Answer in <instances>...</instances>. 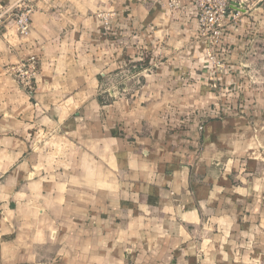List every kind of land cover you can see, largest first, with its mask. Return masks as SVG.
<instances>
[{"label": "crops", "instance_id": "1", "mask_svg": "<svg viewBox=\"0 0 264 264\" xmlns=\"http://www.w3.org/2000/svg\"><path fill=\"white\" fill-rule=\"evenodd\" d=\"M92 2L85 26L72 0H0V60L11 53L0 80L38 59L32 91L3 81L17 85L21 115L0 102V264H145L153 248L150 264H264V93L243 116L223 105L244 92L211 88L191 0L177 11L169 0ZM262 2L233 9L217 47L222 88L243 85L245 57L264 41ZM21 3L33 8L27 37L12 20ZM213 110L227 116L203 120ZM73 134L94 155L78 158ZM130 233L143 253L122 246Z\"/></svg>", "mask_w": 264, "mask_h": 264}, {"label": "rangeland", "instance_id": "2", "mask_svg": "<svg viewBox=\"0 0 264 264\" xmlns=\"http://www.w3.org/2000/svg\"><path fill=\"white\" fill-rule=\"evenodd\" d=\"M252 1L254 0H234L233 3H231L230 8H229V12L228 15L226 17V28L224 30L223 35L228 31V28L232 25V24H236L237 21V17H239V12H235V10H233L234 8H240L241 4H243V8L246 9L249 12H252V9L254 8V5H252ZM264 2V0H262ZM256 2V1H255ZM261 3L264 4V3ZM169 9L172 11H177L181 8V6L179 8H173L170 6V0H169ZM195 12H196V8H195ZM194 12V13H195ZM232 16V20L231 22H228L229 17ZM196 18V17H195ZM106 19V18H105ZM197 20V18H196ZM107 25V24H105ZM198 27V24H197ZM199 31V29H198ZM200 33V31H199ZM201 35V33H200ZM223 35L220 37V39L218 40V42L216 44H214L213 46L210 45L209 42H212L211 39L208 37L206 40L209 43V48L206 49V59L209 61L210 65H211V88L217 92L219 94V96H221V92L222 90L226 91L225 89L228 90L229 94H233V98L235 97V93L237 92L236 89H238L239 91H243V99L239 98L238 102L235 104L234 100L233 102H224L223 105L225 104L227 107L231 106L232 108L234 107V109L236 108V110H239L240 112H238V116H240L242 114L246 115L247 110H251V96L254 95L255 93L258 92H262L264 93V41H253L254 46L252 48V51H249L245 57V60L247 62V66L249 65V68H244L243 71V76H244V80H243V85L242 86H238V87H223L220 85L219 80H220V76H222V74H225L226 71V65L224 63L223 60H221L219 58V55L217 54V47L219 45V41L221 40V38L223 37ZM213 43V42H212ZM142 62V61H141ZM135 70H133L132 72L134 73ZM231 74V73H230ZM132 73H127V76L129 78L132 77ZM244 86V88H243ZM243 89V90H242ZM237 92V93H238ZM229 98V97H228ZM231 98V97H230ZM229 98V100H230ZM251 114V113H250ZM227 115H225V113L221 112H217V111H211L209 113V115L203 119V120H219V119H224ZM252 116V115H251ZM264 116V115H263ZM191 118V117H189ZM189 121V119L186 117L182 118L179 120V123L177 124V127H182L183 125L187 124V122ZM254 122H256V119L254 118V121H252V119H250V123L253 124ZM261 123L262 125H264V118L261 119ZM202 129V127H201Z\"/></svg>", "mask_w": 264, "mask_h": 264}, {"label": "built area", "instance_id": "3", "mask_svg": "<svg viewBox=\"0 0 264 264\" xmlns=\"http://www.w3.org/2000/svg\"><path fill=\"white\" fill-rule=\"evenodd\" d=\"M183 0H170V6L179 8ZM196 8L195 17L197 18L198 29L203 38H210V45L218 42L223 35L226 26V17L231 3L234 0H191ZM33 8L29 4L21 3L16 12L12 15V20L17 32L27 37L31 31V16ZM1 19V17H0ZM3 22L0 20V38L3 36ZM12 70L15 75L11 78L22 88L32 91L35 79L38 75V59L35 57L23 61L15 66L8 67L6 72Z\"/></svg>", "mask_w": 264, "mask_h": 264}, {"label": "clouds", "instance_id": "4", "mask_svg": "<svg viewBox=\"0 0 264 264\" xmlns=\"http://www.w3.org/2000/svg\"><path fill=\"white\" fill-rule=\"evenodd\" d=\"M69 7L73 10V14L78 16L79 21H83L85 26H87L89 21L86 19V12L89 9L94 10L98 8L100 7V5L93 3L92 0H72V3L69 5ZM107 10H108V13L111 14V8L108 7ZM81 14H85V15H81ZM2 51L4 52V60H7L8 64H11V60H10L11 53L7 49H3ZM4 60H0V65H3ZM13 75H15V73L10 69L9 72L4 75L3 80H0V84L3 85V87H0V102H3L4 104L11 106V110L13 113V119H15L16 116L21 115V112L19 111L20 105H19V102L16 100V96L18 94L17 85L4 84L3 82L4 80H9L10 77ZM49 108L50 110L48 112V115L51 116L53 119H55L57 110L52 108L51 104L49 105ZM25 119H27V117H25ZM33 123H35L36 126L39 127L38 121H33ZM63 126L67 127V125H63ZM24 127L25 126L22 123H18L17 126L11 130L20 131L21 135H23ZM57 127H60V125L59 124L55 125L53 130H55V128ZM69 139L74 140L77 145L76 155L78 158L83 157L85 155H88V156L94 155V152H93L94 146L91 145L90 142L85 141V139L82 136L73 134L69 136ZM28 146H29V143L27 139H25L21 146V152L26 151ZM9 165H10V162L6 158L4 162V166L8 167ZM74 174H79L78 165H74V167L68 173V175H74ZM135 235H136L135 233H130L128 235V238L121 242L122 246L125 248V250H127V247L130 245L132 251L139 250L143 253V249L141 247V242L139 238H137V241L135 244L132 243V237ZM103 247H105L103 243L96 245L97 250ZM150 251L153 252V256L151 257H149L147 253H143V256L147 257V260H145V264H150V262L153 261L158 256L157 249L153 248V249H150ZM82 256L84 259H87V256H85L83 253H82ZM89 264H92V262L89 261ZM120 264H126V262L121 261ZM127 264H137V262L135 261V258H133V260L127 262Z\"/></svg>", "mask_w": 264, "mask_h": 264}]
</instances>
